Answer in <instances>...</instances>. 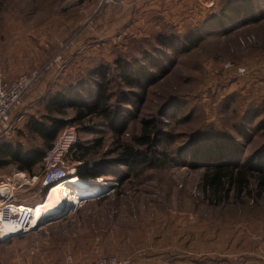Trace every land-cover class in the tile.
<instances>
[{
	"label": "rangeland",
	"instance_id": "rangeland-1",
	"mask_svg": "<svg viewBox=\"0 0 264 264\" xmlns=\"http://www.w3.org/2000/svg\"><path fill=\"white\" fill-rule=\"evenodd\" d=\"M217 3L0 0V76L13 81L43 69L12 113L3 136L27 149L41 147L45 154L50 147L42 140L17 132L30 115L45 112L51 95L108 64L115 75L112 91L121 97L128 89L120 85L117 57L142 58L157 46L161 32L200 33L198 45L174 57L165 77L148 87L138 115L134 107L120 105L130 111L127 118L137 116L125 139L139 132L142 117L156 116L168 124L165 130L174 138L165 148L172 162L163 169L134 171L116 161L115 132L107 123L86 121L83 126L90 130L66 126L57 139L68 127L75 128L79 143L94 145L101 138V146L92 151L93 160L124 175L125 181L120 184L117 176L108 175L88 181L96 187L77 195H65V183L50 187L62 190L63 214L0 242V263L68 264L72 254L75 264L111 255L128 259L129 264H264V189L253 179L251 193L214 203L203 189L209 162L192 164L196 148L214 142L215 134L214 143L225 140L231 152L235 146L242 148L241 163L255 152L264 156V20L237 28L228 24L229 33L224 35L217 19L206 16ZM241 66L247 70L240 72ZM68 155L64 165L70 178L76 176L78 163ZM21 172L15 165L0 168V183L12 184L13 200L45 201L52 190L42 200L43 161L33 176L24 172L21 177Z\"/></svg>",
	"mask_w": 264,
	"mask_h": 264
},
{
	"label": "trees",
	"instance_id": "trees-1",
	"mask_svg": "<svg viewBox=\"0 0 264 264\" xmlns=\"http://www.w3.org/2000/svg\"><path fill=\"white\" fill-rule=\"evenodd\" d=\"M217 5L216 9L208 10L206 16L217 19L216 22L219 23L224 35L229 33L228 24L237 28L264 20V0H219ZM193 31L187 35L161 32L156 35L157 46H153L154 50L148 51L142 58L129 61L125 57H117L114 65L121 87L128 89L127 94L117 97L111 88L115 77L113 68L108 64L100 65L80 79L79 83L75 82L51 95L45 102V112L30 115L25 121L24 128L18 130V136L39 138L43 146L51 147L66 126L77 124L82 127L81 129L90 130L92 128L89 126H83L85 122L99 119L115 132L116 147L113 153L117 154L118 163L128 165L134 171L137 168L140 171L147 168H166L172 162L171 154L165 148L168 145L166 142L174 138L165 130L168 126L166 122L156 116L142 117L137 134L125 139L124 133L146 102L148 87L165 77L175 62L174 57L177 58L198 45L200 33L196 35ZM120 105L134 107L136 115L134 113L131 118H127V112L130 111L121 108ZM69 112L73 115L69 116ZM162 117L171 119L169 114H163ZM6 136L0 140V168L15 165L19 171L33 176L35 168L43 161L44 149L38 146L24 148L21 142L14 143ZM216 137L215 134L214 142ZM214 142L196 148L192 155V161H195L193 165L198 166L201 161L209 162L203 175V189L207 199L214 203H222L230 195L239 198L243 192L251 193L253 179L258 183L260 190L264 189L263 155L255 152L241 163L239 153L242 152V148L235 146L236 148H233L235 152H231L226 147L225 140L222 143ZM101 144V138H97L94 145L79 143L76 149L69 153L71 161L78 163L75 174L77 177H70L59 183H65V190L68 191V193L65 191V195H77L80 191L92 190L96 184L88 181H96L108 175L117 176V181L123 184L124 175H117L113 170H108L103 165L104 162L93 160L92 151L96 145L100 147ZM55 186L43 187L42 200ZM100 189L104 192L105 188ZM70 255L72 259L76 258V255Z\"/></svg>",
	"mask_w": 264,
	"mask_h": 264
},
{
	"label": "built area",
	"instance_id": "built-area-1",
	"mask_svg": "<svg viewBox=\"0 0 264 264\" xmlns=\"http://www.w3.org/2000/svg\"><path fill=\"white\" fill-rule=\"evenodd\" d=\"M228 64L227 66H231ZM240 72L247 69L244 66L238 68ZM43 73V69L23 73L13 81H8L0 76V137L8 132L11 115L20 105L25 94L36 84ZM78 136L74 127L66 128L59 138L52 144L43 158V186H49L67 179L68 168L64 165L67 154L78 146ZM32 222L31 207L22 205L13 199H7L0 205V227L5 223H11L22 234L30 231ZM68 264H75L68 257ZM128 259H122L117 255L100 257L94 262L85 264H129ZM2 264V263H0ZM20 264H30L23 262Z\"/></svg>",
	"mask_w": 264,
	"mask_h": 264
},
{
	"label": "bare ground",
	"instance_id": "bare-ground-1",
	"mask_svg": "<svg viewBox=\"0 0 264 264\" xmlns=\"http://www.w3.org/2000/svg\"><path fill=\"white\" fill-rule=\"evenodd\" d=\"M21 175H20L21 177H24L25 174L22 173ZM63 181H60V182H63ZM60 182H58L55 185H58ZM12 188L13 186L11 183L1 182L0 183V194H2V196L6 199V196H9V193L11 192L10 190ZM61 191L52 190L50 194L47 196V198L45 199V201L36 203L35 205H27L31 207V212H32V222L30 224V229L36 228L42 223L43 220L46 221L47 218L49 217L63 214V207L61 204L63 193H61ZM18 203L25 206V204L21 202H18ZM2 204H4L3 200L0 201V205ZM17 231H18V228L16 226H14L11 223H5L4 225L0 227V240H7L6 238H10V236H13L12 234L16 233Z\"/></svg>",
	"mask_w": 264,
	"mask_h": 264
},
{
	"label": "crops",
	"instance_id": "crops-1",
	"mask_svg": "<svg viewBox=\"0 0 264 264\" xmlns=\"http://www.w3.org/2000/svg\"><path fill=\"white\" fill-rule=\"evenodd\" d=\"M200 1V3L201 4H204V5H206V4H208V2H211V4L210 5H215L219 0H199ZM209 5V4H208ZM22 173H24V172H21V174ZM25 173H27V172H25ZM28 174V173H27ZM29 175V174H28ZM28 175H27V177H28ZM13 190L14 189H11L10 191L12 192H10L9 193V196H6V199L2 196V194H0V200H3V201H6L7 199H13V195H14V192H13ZM12 195V196H11ZM11 197V198H10ZM5 199V200H4ZM15 201H18V200H15ZM19 202V201H18ZM21 202V201H20ZM37 202H39V200H37L36 198H34V199H32V200H30V201H28V202H25V204H28V205H35ZM24 203V202H23ZM19 236V235H18ZM8 240V239H7ZM0 242H4V241H2V240H0ZM46 253V255H48V252H45ZM44 253V254H45ZM69 256H71L70 254H68ZM68 257V256H67Z\"/></svg>",
	"mask_w": 264,
	"mask_h": 264
},
{
	"label": "water",
	"instance_id": "water-1",
	"mask_svg": "<svg viewBox=\"0 0 264 264\" xmlns=\"http://www.w3.org/2000/svg\"><path fill=\"white\" fill-rule=\"evenodd\" d=\"M58 183V182H57ZM57 183H55V184H57ZM52 185H54V184H52ZM51 185V186H52ZM50 188V187H49ZM100 196V195H99ZM87 198H90V197H87ZM84 199H86V198H84ZM71 208H69V210H70ZM69 210H67V211H65V212H68ZM22 234V232H16V233H14V234H12L13 236H10V238L11 237H14V236H18V235H21ZM6 239H9V238H6ZM2 241H5V240H2Z\"/></svg>",
	"mask_w": 264,
	"mask_h": 264
}]
</instances>
